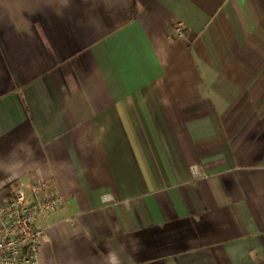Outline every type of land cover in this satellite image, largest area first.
<instances>
[{"label": "crops", "instance_id": "obj_1", "mask_svg": "<svg viewBox=\"0 0 264 264\" xmlns=\"http://www.w3.org/2000/svg\"><path fill=\"white\" fill-rule=\"evenodd\" d=\"M42 178L39 264H264V0H0V203Z\"/></svg>", "mask_w": 264, "mask_h": 264}, {"label": "built area", "instance_id": "obj_2", "mask_svg": "<svg viewBox=\"0 0 264 264\" xmlns=\"http://www.w3.org/2000/svg\"><path fill=\"white\" fill-rule=\"evenodd\" d=\"M183 29L180 23L171 36H181ZM63 203L52 181L42 178L28 186L15 185L0 203V264H39L44 230L37 222Z\"/></svg>", "mask_w": 264, "mask_h": 264}]
</instances>
